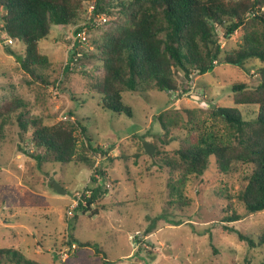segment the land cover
<instances>
[{"label":"rangeland","instance_id":"obj_1","mask_svg":"<svg viewBox=\"0 0 264 264\" xmlns=\"http://www.w3.org/2000/svg\"><path fill=\"white\" fill-rule=\"evenodd\" d=\"M3 12L0 6V16ZM78 24L75 28L52 25L47 37L39 41V51L48 59V66L37 69L48 78L49 85L44 87L21 69L18 56L23 54V44L7 43L0 21V101L18 96L46 124L68 119L72 113L69 119H81L93 145L100 148L91 156V164L38 167L29 135L20 139L16 115H12L0 131V247L18 249L41 264H256L264 260V244L250 248L236 237L239 232L255 238L264 230V212L245 214L234 197L244 171L237 166L219 174L210 157L204 174L189 176L183 187L189 204L179 205L177 197L168 193V184L179 174L161 160L179 147L187 132L170 126L164 135L155 119L167 112L183 125L186 117L180 110L195 109L199 118H205L206 111L218 106L237 108L245 119L254 118L256 106L234 104L231 86L236 82L254 86L259 63L251 60L245 70L220 62L203 75H190V80L175 71L179 88L173 92H124L123 104L132 110L128 117L103 109L97 95H86L87 78L82 71H93L98 62L83 52H92L94 47L87 40L101 26L74 34L89 22L85 17ZM217 35L220 46L231 51L240 41L241 30L223 38L218 27ZM144 142L153 146L152 155L145 153ZM98 168L106 190L90 207L98 213L76 212L71 209L75 194L97 184L90 176L99 179L94 171ZM54 184L65 194L56 193ZM227 187L231 208L226 211ZM231 212L241 218L223 221ZM223 224L236 232L222 230ZM68 234L91 246L68 244Z\"/></svg>","mask_w":264,"mask_h":264},{"label":"trees","instance_id":"obj_2","mask_svg":"<svg viewBox=\"0 0 264 264\" xmlns=\"http://www.w3.org/2000/svg\"><path fill=\"white\" fill-rule=\"evenodd\" d=\"M86 3H93L95 14H103L107 22L87 40L94 49L83 55L98 64L93 71H82L87 78L84 90L87 96L97 95L98 104L116 114L132 116L131 107L123 104L124 92L177 91L175 71L190 80V75H203L220 62L245 70L247 62L259 63L255 66L258 81L254 86L240 82L231 86L234 104L256 106L254 118L245 119L237 108L218 106L206 111L205 118H199L195 109L180 110L186 117L183 125L177 116L171 118L167 112L155 119L164 135L169 134L170 126L187 132L179 147L161 160L171 172L179 174L168 184L169 195L176 196L179 205L190 202L183 193L188 177L203 175L209 167V158L213 157L219 174H227L237 166L244 171L234 194L243 212H264V0H0L4 35L11 42L23 44V54L18 56L21 69L44 87L49 85L48 78L37 69L48 66V59L39 51V41L47 37L52 25L67 28L84 21ZM218 27L223 38L241 30L236 48L227 51L220 46ZM84 29L94 28L80 26L74 34ZM77 101L84 102L80 98ZM12 115H16L20 139L29 135L35 150L32 157L38 167L44 163L91 164V156L100 149L93 145L81 119H69L72 113L68 119L46 124L31 113L22 98L13 96L0 101V131ZM22 152L27 153L24 149ZM94 171L100 178L91 175L90 181L97 184L85 187L91 194L88 198L83 195L75 207L82 214L90 211V216L98 213L95 208L90 210L91 205L106 192L103 171L100 168ZM229 190L227 187L224 195L229 200L226 211L231 208ZM240 218L231 212L223 221ZM221 227L229 233L236 232L233 226ZM68 236V244L77 243L78 248L91 246ZM236 237L250 248L264 244V230L255 238L239 232ZM94 249L100 252L98 247ZM0 262L41 264L12 247H0ZM256 264H264V260Z\"/></svg>","mask_w":264,"mask_h":264},{"label":"built area","instance_id":"obj_3","mask_svg":"<svg viewBox=\"0 0 264 264\" xmlns=\"http://www.w3.org/2000/svg\"><path fill=\"white\" fill-rule=\"evenodd\" d=\"M85 10H86V18L88 19L89 25H93V28H98L99 26L105 25V23L107 22V18L103 14H95V6L93 3H86ZM77 25L79 24H76L75 26L72 27L75 28ZM7 43H11V40H9L8 38H7ZM90 194L91 192L89 190H83L80 193H76L75 201L73 202L74 204L72 205L71 209L77 207L78 202L82 200L83 195L88 198ZM83 204L85 203L83 202ZM72 247H74V245H72Z\"/></svg>","mask_w":264,"mask_h":264},{"label":"water","instance_id":"obj_4","mask_svg":"<svg viewBox=\"0 0 264 264\" xmlns=\"http://www.w3.org/2000/svg\"><path fill=\"white\" fill-rule=\"evenodd\" d=\"M143 149L147 155H152L153 153V146L147 142L143 143ZM54 190L58 194H65V190L61 188L58 184H54Z\"/></svg>","mask_w":264,"mask_h":264},{"label":"clouds","instance_id":"obj_5","mask_svg":"<svg viewBox=\"0 0 264 264\" xmlns=\"http://www.w3.org/2000/svg\"><path fill=\"white\" fill-rule=\"evenodd\" d=\"M7 38V37H6ZM12 43V42H11ZM10 44V43H9Z\"/></svg>","mask_w":264,"mask_h":264}]
</instances>
